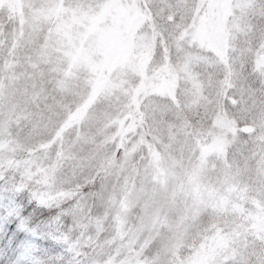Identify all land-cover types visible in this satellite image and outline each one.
<instances>
[{
	"label": "rangeland",
	"instance_id": "1",
	"mask_svg": "<svg viewBox=\"0 0 264 264\" xmlns=\"http://www.w3.org/2000/svg\"><path fill=\"white\" fill-rule=\"evenodd\" d=\"M133 1L0 0V166L57 207L90 264H244V227L224 224L264 236V110L242 94L264 39L202 13L167 38ZM245 117L261 130L239 132Z\"/></svg>",
	"mask_w": 264,
	"mask_h": 264
},
{
	"label": "trees",
	"instance_id": "2",
	"mask_svg": "<svg viewBox=\"0 0 264 264\" xmlns=\"http://www.w3.org/2000/svg\"><path fill=\"white\" fill-rule=\"evenodd\" d=\"M201 2L202 4H200ZM224 2L234 6H231L229 9L223 8L221 4ZM241 2V0H135L133 4L139 5L137 9L141 16L143 12L148 13L147 19H145L148 21L147 24H153L154 27L158 29L162 28V33H166L167 38H170L177 28L185 27L191 17H193L194 21V18L202 13L205 14L207 18H210L212 23H215V16L220 22L227 21L229 23H231L234 18H238L239 27H241V29L244 27L239 31L243 33V39H255L254 44L256 46L257 43L264 39V17L261 15L262 11H264V0H249L251 3L250 7H243V9L238 7ZM213 3H215L214 8L212 7ZM192 4H197V9L194 10V8L191 7ZM145 8L147 10H145ZM193 11L195 15H191ZM0 12L2 15L0 24L2 28H5L8 23L13 22L9 17L11 15V8L5 6ZM257 15L259 16L257 17ZM238 16L240 18L242 17L246 23L241 22ZM257 23L260 25L258 26ZM238 40L240 39L238 38L237 41ZM234 41V39L229 40L232 44ZM254 48L255 47H253V49ZM225 51L226 50H224V54ZM250 53L252 54V51ZM250 57L247 59H250ZM205 58L209 60L208 56ZM203 59V56L201 58L193 57L192 61L190 59V63L192 66L199 68L200 65H205L204 62H208L207 60L202 61ZM229 60L230 58H227L228 62ZM248 64L249 60L245 63L246 67H244L247 73H249L248 68L250 66H248ZM209 65L208 69L211 66ZM249 70L255 73L247 74V79L245 78V80L249 81L251 86L249 85V89L243 88L242 94L247 96L246 102L248 104L252 103V105L259 107L258 113L262 115L264 102L258 101L259 98L257 94H259L264 101V68L251 67ZM241 72L245 73L242 70ZM200 74L203 75V73H199V75ZM180 86L181 85H179L176 91L178 102L182 101L183 98L189 99L193 97L194 94L186 91L188 89L187 86ZM225 100V107H228L229 99ZM197 107L201 109L197 111V116L199 113L201 114V116L196 118L198 120L197 123H202L206 119L209 121V112L205 115V112L202 111V106ZM237 125L239 132L244 134L256 133L261 130V128H258L255 124L252 125L246 117L237 118ZM241 126L248 127V129L245 130ZM260 149L264 150V146L262 147L261 145ZM256 159L258 158H255L253 161ZM16 172V170L0 166V264H10L11 260L13 262V259L18 253H23V261L21 264H90L89 261H91L92 255L90 251L83 247L84 244L80 246V243L76 241L74 245L68 243L72 238V234L67 232L68 223H66V219L62 217V214H58L57 207L53 204L42 202L34 194L33 188L30 185L21 183V178L18 174L16 175ZM30 201L31 203H29ZM21 206L26 210L21 211ZM228 220L234 224L227 221L224 224L225 229L228 228L231 230L233 227H244L245 242L243 245L237 244V248L239 249L244 246L247 249L244 254L246 259L244 264H247L255 257L254 248L250 247L251 244H264V236L260 237L262 240L255 237L250 230H248L251 227L249 222L239 223L233 217ZM263 222L264 219H261L260 223L262 224ZM231 235L233 236L232 233ZM232 236L231 239L233 241L236 240L234 239L235 237ZM258 240L260 242H258ZM81 247L82 250H79ZM87 251L89 254L85 255ZM243 261L244 260H241V262ZM261 264H264V259Z\"/></svg>",
	"mask_w": 264,
	"mask_h": 264
},
{
	"label": "bare ground",
	"instance_id": "3",
	"mask_svg": "<svg viewBox=\"0 0 264 264\" xmlns=\"http://www.w3.org/2000/svg\"><path fill=\"white\" fill-rule=\"evenodd\" d=\"M213 228V227H212ZM257 229V228H256ZM259 229V228H258ZM260 230V229H259ZM255 233V232H254ZM225 234V233H224ZM263 234V233H262ZM260 235H261V232H260ZM257 236V235H256ZM260 237V236H259ZM256 239V238H255ZM260 240H262L261 238H260ZM258 242H260L259 240H258Z\"/></svg>",
	"mask_w": 264,
	"mask_h": 264
},
{
	"label": "snow or ice",
	"instance_id": "4",
	"mask_svg": "<svg viewBox=\"0 0 264 264\" xmlns=\"http://www.w3.org/2000/svg\"><path fill=\"white\" fill-rule=\"evenodd\" d=\"M29 203H31V201ZM24 210H26V209H24L23 206H21V211H24Z\"/></svg>",
	"mask_w": 264,
	"mask_h": 264
}]
</instances>
